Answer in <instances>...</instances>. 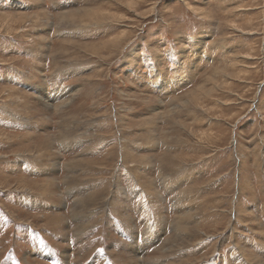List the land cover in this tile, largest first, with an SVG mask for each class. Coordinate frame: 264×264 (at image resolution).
<instances>
[{
  "label": "rangeland",
  "instance_id": "obj_1",
  "mask_svg": "<svg viewBox=\"0 0 264 264\" xmlns=\"http://www.w3.org/2000/svg\"><path fill=\"white\" fill-rule=\"evenodd\" d=\"M60 261L264 264V0H0V264Z\"/></svg>",
  "mask_w": 264,
  "mask_h": 264
},
{
  "label": "bare ground",
  "instance_id": "obj_2",
  "mask_svg": "<svg viewBox=\"0 0 264 264\" xmlns=\"http://www.w3.org/2000/svg\"><path fill=\"white\" fill-rule=\"evenodd\" d=\"M89 10V9H88ZM87 10V11H88ZM80 11H83V10H80ZM78 12V11H77ZM86 12V11H85ZM90 12V11H89ZM69 14H70V12H69ZM77 15H78V13H76ZM75 15V14H74ZM90 15V14H89ZM88 15V16H89ZM93 15V14H92ZM96 15V14H95ZM67 17H69V15L67 16ZM73 17V16H72ZM75 19H77V18H75ZM80 19V18H79ZM203 37V36H202ZM125 43V42H124ZM124 43H122L121 41L119 42V41H117V44H113L112 45V49H115V48H118V50L119 49H121L122 47H123V45H124ZM120 44V45H119ZM118 45V46H117ZM111 49V50H112ZM217 69V68H216ZM213 73V72H212ZM212 73H209L206 77H208V78H206V80L204 81V83L202 84V85H200V86H198V88H196V89H194V90H192V91H190L189 93H187V97L186 98H184L183 99V101L185 102V101H191V100H196V99H198L197 97H198V91H199V87H201V90L199 91L200 92V94L202 95L203 93H206V92H204L205 91V88H206V86H207V83L209 82V80L210 79H214V77H213V75H214V73H217V70H215L214 71V73L212 74ZM217 79V78H216ZM216 79H214V81L216 80ZM191 80V79H190ZM217 82V81H216ZM219 82V81H218ZM208 92V91H207ZM203 95H205V94H203ZM42 98V101L44 102V104H45V106L47 107V108H51L50 107V105L47 103V101H46V99L44 98V97H41ZM199 98H200V96H199ZM68 102H70V100H67L64 104H62V106H59V107H57L58 109L60 108V109H62V108H64V106H66L67 105V103ZM56 106V105H55ZM142 157V156H141ZM185 223H187V222H185ZM187 225V224H186ZM185 225V226H186ZM188 226V225H187ZM187 228H189V227H187ZM186 228V229H187ZM188 232V231H187ZM188 234H189V232H188ZM190 235V234H189ZM191 235H192V233H191ZM164 247V246H163ZM241 248V247H240ZM143 250V249H142ZM245 250V249H244ZM135 253V252H134ZM153 262V261H152Z\"/></svg>",
  "mask_w": 264,
  "mask_h": 264
},
{
  "label": "crops",
  "instance_id": "obj_3",
  "mask_svg": "<svg viewBox=\"0 0 264 264\" xmlns=\"http://www.w3.org/2000/svg\"><path fill=\"white\" fill-rule=\"evenodd\" d=\"M59 264V263H58ZM60 264H61V261H60Z\"/></svg>",
  "mask_w": 264,
  "mask_h": 264
}]
</instances>
